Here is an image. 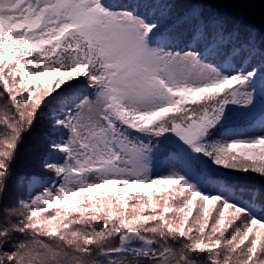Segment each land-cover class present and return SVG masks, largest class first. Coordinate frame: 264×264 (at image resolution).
<instances>
[{"label":"snow or ice","instance_id":"snow-or-ice-1","mask_svg":"<svg viewBox=\"0 0 264 264\" xmlns=\"http://www.w3.org/2000/svg\"><path fill=\"white\" fill-rule=\"evenodd\" d=\"M251 7L0 0V264H264V184L233 180H264L249 162L264 149V34L244 23ZM192 93L205 95L189 110ZM45 119L38 168L15 172ZM158 183L188 189L177 227L168 198L157 212L153 193L128 191Z\"/></svg>","mask_w":264,"mask_h":264},{"label":"rangeland","instance_id":"rangeland-1","mask_svg":"<svg viewBox=\"0 0 264 264\" xmlns=\"http://www.w3.org/2000/svg\"><path fill=\"white\" fill-rule=\"evenodd\" d=\"M252 2H253V7H251V9H250L251 12H249V14L247 13L248 15H245V16L248 17V19L253 20L254 22H252V21H250L248 19H245L244 21L248 25H250L252 27H255V25L258 22L264 23V5H261L260 0H252ZM213 5H217L218 7H221V8H224V7L227 6L224 3H216V4H213ZM228 9L232 10L233 12L236 11L235 9H233L231 7H228ZM29 85L30 86H35V83L30 81L29 82ZM203 96L204 95L200 96V93H196L195 95L193 93L192 94H189L188 97H187L188 103L185 104L184 107H189V110H191V107H194L195 105H191L190 102L192 100L200 101ZM0 102H1V104L4 103L3 100H0ZM203 102L204 103H207L206 100H204ZM252 153H253V155H256L257 157H252V159L249 162L250 163H253L257 167L264 166V159H261L259 157V155L260 156L264 155V149H262L261 147L258 146L256 149L252 150ZM26 157L28 158V155L27 154H26ZM240 158L243 159V157H240ZM234 176H236V177H238V178H240L242 180L248 181V182L257 183L259 185L264 184V180H262L260 178V174H257V173H244V172H239V173L234 174ZM114 190H115V188H113V187L110 186L107 189H102V190L97 191L96 193H94V195H96L97 198H99L100 191L114 192ZM128 191L133 192V193H146V192L153 193V202L160 201V203H159V205L157 207V212H160L162 210L163 202L161 200V197L168 198L169 199V207L173 208V211L170 212V213L165 214L166 215V218L169 221L177 220V223H174L173 224V227H177L178 226L179 219L182 218L183 214L182 213L178 214L175 211V209L177 207L178 202L183 200L184 195H187L188 194V190H183V187L180 184H174L173 186L170 185V184H168V183L167 184H163L161 186H157V184H155L152 187H147V186H145V187H135L133 189H129ZM182 193L184 195H182ZM123 196H125V198L128 200L129 207H128L127 211L128 212H131V205L134 204V203H136L137 201L134 200V199H132L130 196H128L127 193H125V195H123ZM75 199H77V198H73V200H75ZM143 200L146 201L147 200V196H144L143 197ZM8 203H9V205H11L10 202H8ZM65 203H69V202H65ZM84 206H89V205L85 204ZM114 206L115 207H119L118 205L115 204V202H114ZM199 206H200V199H199V197H197L193 201V216H195L197 210H199ZM60 207L62 209L63 208V205H61ZM214 209H215V204L214 203L209 204V212H210V215L211 214H214ZM51 211L54 212L55 209H52ZM151 211H152L151 207L146 208L145 209V212L143 213V215L150 214ZM101 214L103 215V213H100V215ZM47 215L48 214H45V216H47ZM69 215L72 216V215H78V214H76V213H70ZM85 215H89V213H86ZM192 221H193V217H190L189 218V225H185V228H187L188 226H191ZM55 223H57V222H54V224ZM225 226L227 227V216H226V225ZM258 227L259 226H257V228ZM255 230L256 229H254V231ZM206 231H207V229H206ZM250 239H251V237H250Z\"/></svg>","mask_w":264,"mask_h":264},{"label":"trees","instance_id":"trees-1","mask_svg":"<svg viewBox=\"0 0 264 264\" xmlns=\"http://www.w3.org/2000/svg\"><path fill=\"white\" fill-rule=\"evenodd\" d=\"M250 9L247 12L248 14H249V12H251ZM211 11L214 13H219L221 15H225V16H229V17H231L234 13L232 10L228 9L227 6L224 8H221V7H218L217 5H213L211 8ZM247 13H246V15H248ZM245 19H248V17L245 16ZM248 20H250V19H248ZM250 21L254 22L253 20H250ZM244 23L247 24L245 21H244ZM258 23L255 25L254 28L257 30L258 34H264L263 33L264 32L263 31L264 30V23H260V22H258ZM46 79H49V78H42L41 79V84H40L41 90H43V88L46 86L43 83V81ZM52 79L54 80L55 78L53 77ZM35 87H36V85L30 86L29 88L34 90ZM0 104H1V102H0ZM48 124H49V121L47 119L43 120L42 122H38L35 125V127L33 128V130L29 134H26L24 142H23L21 149H20V154H19V156L15 162V168H14L15 172H17V173H29V172L35 171L38 168L37 157L40 154V152L43 150V147L45 146L44 136L47 132V125ZM26 154L28 155V158L26 157ZM252 157H257V156L252 155ZM259 157L262 159V156L259 155ZM236 183L241 184V185L252 184V183H243L240 181H237ZM253 185H256V184L253 183ZM256 186H259V185H256ZM29 191H31V189H29ZM24 195H25V193H24L23 189H14V191H13L14 197L15 196H24ZM105 199H107V198H105ZM9 202L11 204L13 203L12 200H10ZM114 202H115V200L113 201V203ZM45 214H48V213H41V216H45ZM56 222L59 223V221H56ZM57 223H55V224H57Z\"/></svg>","mask_w":264,"mask_h":264}]
</instances>
